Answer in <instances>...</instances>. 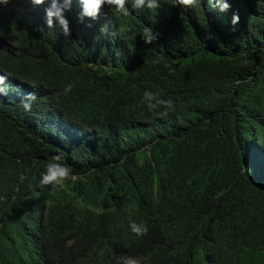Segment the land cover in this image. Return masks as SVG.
Returning a JSON list of instances; mask_svg holds the SVG:
<instances>
[{
  "label": "trees",
  "instance_id": "obj_1",
  "mask_svg": "<svg viewBox=\"0 0 264 264\" xmlns=\"http://www.w3.org/2000/svg\"><path fill=\"white\" fill-rule=\"evenodd\" d=\"M228 2L81 23L74 0L69 38L47 4L0 8V264H264V0ZM145 90L174 111L150 116ZM54 154L76 178L51 192Z\"/></svg>",
  "mask_w": 264,
  "mask_h": 264
},
{
  "label": "clouds",
  "instance_id": "obj_2",
  "mask_svg": "<svg viewBox=\"0 0 264 264\" xmlns=\"http://www.w3.org/2000/svg\"><path fill=\"white\" fill-rule=\"evenodd\" d=\"M204 0H171L172 6H179L182 11L195 10L202 5ZM12 0H0V8L7 7ZM33 7H39L47 4L44 9V26L47 29H56L64 38H69L71 35L69 21L65 13L70 12L74 0H29ZM79 8L77 19L83 23L85 19L96 21L101 16L104 8L108 9V13L114 19L127 18L129 13L142 14L144 12L153 14L157 13L161 8V0H75ZM206 9L209 12H217L223 14L227 12L231 5L228 0H206ZM239 23V15L233 13L231 17V25L235 26ZM91 26L90 24L88 25ZM107 24L101 26V33L107 32ZM43 32V29H41ZM114 35V33H113ZM139 36L145 44H151L156 40V35L149 27H143ZM5 75H0V97L7 94ZM72 91V84H66L61 92V95L68 96ZM55 93L53 97L55 98ZM36 100L34 91L28 92L20 101V107L25 113L32 110L33 101ZM140 102L146 106L150 116H155L163 119L174 111L173 102L169 99H162L157 93L145 90ZM71 167L65 162L61 154L50 155L39 173L38 187L49 188L51 192H55L63 187L66 180L75 179ZM127 230L136 237H142L147 233V228L143 223H137L136 220L129 217L127 221ZM117 264H121L117 260ZM123 264H137L135 259L128 258Z\"/></svg>",
  "mask_w": 264,
  "mask_h": 264
}]
</instances>
